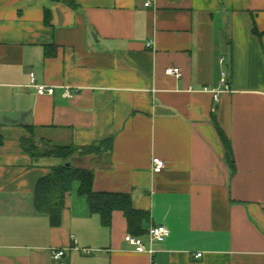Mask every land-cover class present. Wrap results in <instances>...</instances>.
I'll use <instances>...</instances> for the list:
<instances>
[{"label": "crops", "instance_id": "crops-1", "mask_svg": "<svg viewBox=\"0 0 264 264\" xmlns=\"http://www.w3.org/2000/svg\"><path fill=\"white\" fill-rule=\"evenodd\" d=\"M31 132L112 140L76 168L148 213L142 238H169L138 253L124 214L103 224L78 183L58 225L38 214L37 183L63 161L26 155ZM0 134V264H264V0H0Z\"/></svg>", "mask_w": 264, "mask_h": 264}, {"label": "trees", "instance_id": "trees-1", "mask_svg": "<svg viewBox=\"0 0 264 264\" xmlns=\"http://www.w3.org/2000/svg\"><path fill=\"white\" fill-rule=\"evenodd\" d=\"M255 32L257 33L256 30ZM217 132L223 142L227 162L231 170H234L235 161L231 142L219 127H217ZM4 142L5 138L0 134V147L3 146ZM20 144L23 152L33 160L40 157H54L63 161V164L52 167L49 174L37 183L33 196V206L38 214L49 216L52 224L58 225L66 197L78 183L79 195L87 198L90 211L93 214H99L103 224L110 225L113 213L119 211L127 219L131 235L136 237L144 235L141 225L149 215L147 212L134 207L132 197L129 194L95 192L93 189L95 177L92 170L76 168L71 164L66 166L73 152H79L83 156L99 154L102 149H112V140L84 148L51 146L43 152H40L34 137L23 138Z\"/></svg>", "mask_w": 264, "mask_h": 264}, {"label": "built area", "instance_id": "built-area-1", "mask_svg": "<svg viewBox=\"0 0 264 264\" xmlns=\"http://www.w3.org/2000/svg\"><path fill=\"white\" fill-rule=\"evenodd\" d=\"M151 2L148 1L145 6L149 7L151 6ZM166 74L169 76H174L177 78L181 77V69L179 68H169L166 70ZM225 77V74H224ZM31 81L32 85L36 89V93L38 95H53L55 92V89L53 87H47L45 85L37 84L35 81V75H31ZM225 82V79L222 80ZM206 90V89H205ZM67 97H72V94L69 90H66L65 92ZM153 165V173L159 174L163 172L166 168V162L160 158H153L152 160ZM170 236V230L163 226H153L148 231L147 239H144L142 237H136L131 234H127L125 237V242L128 243L130 246H132L135 251L138 253H149L154 254V244L155 243H164ZM52 256L54 260H60L65 256V251H53ZM202 254H197L196 258H200Z\"/></svg>", "mask_w": 264, "mask_h": 264}, {"label": "rangeland", "instance_id": "rangeland-1", "mask_svg": "<svg viewBox=\"0 0 264 264\" xmlns=\"http://www.w3.org/2000/svg\"><path fill=\"white\" fill-rule=\"evenodd\" d=\"M28 137H34L35 143L39 146L40 152H43L44 150L49 149L51 147V146L47 145L46 143H43L40 140H38L34 136V134L32 132H31V134H29L25 138H28ZM83 157H86V156L80 155L79 152H76V153L73 152L72 155H71V157L68 159V161L74 167H79L80 166L79 159H81Z\"/></svg>", "mask_w": 264, "mask_h": 264}, {"label": "water", "instance_id": "water-1", "mask_svg": "<svg viewBox=\"0 0 264 264\" xmlns=\"http://www.w3.org/2000/svg\"><path fill=\"white\" fill-rule=\"evenodd\" d=\"M66 166H70V163H67Z\"/></svg>", "mask_w": 264, "mask_h": 264}]
</instances>
